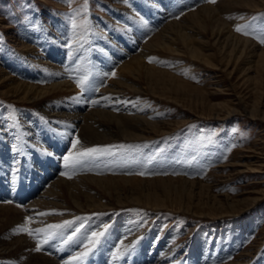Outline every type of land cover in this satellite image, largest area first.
<instances>
[{
	"label": "rangeland",
	"instance_id": "obj_1",
	"mask_svg": "<svg viewBox=\"0 0 264 264\" xmlns=\"http://www.w3.org/2000/svg\"><path fill=\"white\" fill-rule=\"evenodd\" d=\"M148 1L150 0H127V2L125 0H86L85 3V0H0V43H3L0 46L2 48L0 53L6 55L7 59L6 61L0 56L2 62H0V66H5L4 70H7V74H16L15 71L10 70L11 66H7L6 63L12 59L11 62L22 63L21 66L24 67L22 70H29L35 74L34 77L38 83L43 82V79L48 77L51 72L53 73L54 69L46 67V65H36L31 60L33 54H28L21 46V40L26 43L31 41L37 46L36 39L39 38L43 43L40 46L45 48V56L53 58L52 61L55 63L59 62L68 79L73 78L76 81L75 79L87 76L89 85V83H93V77L97 74V66L98 68L109 66V72H104L108 75L107 78L99 82V85L106 84L107 79L112 76L111 74L115 73L116 66L114 67V65L119 60L118 57L114 60L111 56L123 54L125 56L124 50H131L138 43V37L141 36V39L146 40L150 33L156 28H160L167 19L179 18L188 12L186 10L196 8L201 3H209V0H153L166 14L157 12L154 15L153 4L147 3ZM257 1L260 4L255 8L238 5L231 9L230 12L234 10L233 12L236 13L233 16L241 15V12L244 11L242 15L244 18H241L242 23L236 20L237 24L234 29L238 25H250L258 32L264 31V0ZM220 2L221 0H215L210 3L220 5ZM74 13L77 14L75 16L77 23L75 31L70 20ZM160 14L164 15L161 17ZM58 17L59 20L55 25V20ZM85 20L87 25L81 27L82 21ZM22 27L25 30H22ZM44 27L49 32L42 30ZM31 30L37 31L40 36L35 39ZM20 31L26 35L32 34L34 38L29 36L30 40L21 39ZM133 33H138L139 36L134 38ZM241 35L260 43L259 39L253 35ZM58 38L64 40L65 48L60 47ZM218 43L211 41L206 46L207 52L213 53L210 58L211 63L188 55L167 54L164 51H156L155 57L150 56L159 65L162 63L163 67L180 66L181 68L178 67V70L175 69L177 70L175 75L180 78L178 80L181 82L176 80L165 88H158L155 91L143 89L138 92L135 99L138 104L136 108L139 106L140 112L146 111L147 114L155 113L153 119L157 120L155 124H148L143 130L140 129L148 136L134 140L112 141L107 145L111 147L110 154L83 161L91 163L94 167L103 165L107 170L103 168L102 174H109L107 173L109 168L113 175L126 174L129 172L126 169H129L131 170L129 174L144 173L142 176L149 177L156 175L178 177L180 175L200 180L202 183L186 182L183 185L176 183L170 193L165 194L158 191L154 194L159 196L160 204L154 205V207L136 203L119 205V209L113 208L107 213L106 210L83 211L72 217H63V219L47 220L45 218L46 222L38 224L37 228H46L48 225H65V222H70V224L60 228L61 231L58 229L57 234L46 244L43 243V233L35 239L31 237L36 246L39 240L42 251L52 256L59 252L64 258L71 251L73 257L86 251L87 244L91 251L82 264H120L112 259L116 249L111 251L110 245L105 252L100 246V241L94 247L91 244L88 245L91 238H88L83 246L78 245L77 236L73 232L78 231L81 225L76 228L74 226L78 217L85 215L91 217L94 213H97L94 215L95 217L102 218L111 215L106 220L107 226L104 224V230L105 227H108V223L121 215L123 209L130 206L131 210L138 209L142 218L141 227L137 229V235L141 237L137 236L139 240L133 242L137 244V247H135L136 244L135 246H133L134 244L129 245V247L133 246L131 247L133 255H137L138 244L141 245L143 239L146 240L145 236L151 230L158 236L159 243L163 245L162 251L159 250L160 247L157 251L164 253L163 256L169 253L172 258H175L173 260L176 263L189 264L193 261L196 264L194 260L201 261L203 253L206 252V260L215 255L217 261H213V264L222 262L264 264V63L258 61L252 51L244 53L236 62L237 59L235 58L233 61L232 58V62L227 64L226 53L220 51ZM124 44H127V48ZM108 56L111 57V60L107 58ZM161 56H163L162 59ZM184 60L185 62H183ZM181 63H185L182 65L183 67ZM3 83L4 81L0 80V133L2 134L6 124L11 123L12 127H7L8 129L3 134L7 133L6 135H8L7 131H9L12 134L13 143L21 145L20 152L28 153L31 156L30 160L25 163L27 165H24L28 172L22 175L21 180L28 179L29 175L32 176L34 169L39 172L33 176L40 177L47 172V167L52 164V155L56 154L57 148H64L62 145L65 141L54 128L55 125L58 126L54 120H61L51 119L48 113L39 109L38 103L20 99L17 92L8 89ZM90 89L87 86L82 92L78 88V95L84 94ZM65 100L67 99L58 101L60 108L66 107ZM71 100L68 99V101ZM91 101L94 100L86 99L84 103L87 102L88 106H96ZM120 101L124 102L125 99ZM125 102H128L129 105L134 103L130 100ZM128 103H124V105L128 106ZM34 124H38L40 127L39 136L45 139L44 144H37L36 140L31 137V131L37 129ZM93 147L106 149L104 144L97 143L75 151ZM153 150L154 153L149 155L148 152ZM118 155L120 159L117 157ZM25 156L21 155V158L29 159ZM150 156L153 160L149 161L148 166L143 167L144 171L139 169L138 165L134 166V162L141 157L146 159ZM171 159L174 161L172 162ZM153 161H157L159 164L154 166ZM11 162L9 163L11 167L7 170H1L0 162V180L2 175H4L3 179L10 178L11 184L5 186L10 189L11 193L14 191L11 195H0V204L18 203L21 206L30 203L39 196L37 192L41 193L42 188L48 186L45 184L54 173L50 174L47 179H43L42 185L35 182L38 181L36 178L27 181L32 185L33 183L37 184L38 187L36 185L33 189L34 192L27 197L28 199L21 200L15 195L19 188L17 186H20V183H17L20 178L15 175V171L12 172L16 168V160L13 159ZM160 163L164 165H160ZM17 165L19 164L17 163ZM54 165L57 166L55 170H52L57 173L55 176L62 178H69V176L72 178L90 171L82 165L66 168L63 160ZM253 167L259 170H251ZM63 173H67V175ZM0 185L4 186L1 183ZM11 185H15V187ZM47 210V214L44 216L58 214L55 212L57 211L55 208ZM10 227L11 225L0 227V241L14 238L15 232H13V227ZM64 228L70 230L66 232ZM98 230L99 227L96 231ZM103 230L100 229L99 233H102ZM243 251L249 253L244 256V261L236 263L239 261V253ZM13 252L14 250L1 254L0 264H17L14 261L15 253ZM61 256L57 255L59 258H62ZM73 257L66 262L80 264ZM66 262L62 263L66 264Z\"/></svg>",
	"mask_w": 264,
	"mask_h": 264
},
{
	"label": "bare ground",
	"instance_id": "obj_2",
	"mask_svg": "<svg viewBox=\"0 0 264 264\" xmlns=\"http://www.w3.org/2000/svg\"><path fill=\"white\" fill-rule=\"evenodd\" d=\"M147 3L153 4L152 12L154 15L157 12H162L165 14V11L163 12L160 10L158 6L159 4L157 5L153 0H150ZM259 4L260 3L257 0H221L220 5H214V3L210 2L201 3L196 8L186 10L188 12L179 18H166L167 20L165 22H163L164 20L161 18L163 20V25L160 26V28H156L154 31H152L146 40L144 38L141 39V36L138 37V33H133V37L135 38L137 36V40L139 41H137L138 43L134 45L131 50H124L126 53L125 56H123L124 54L115 57L111 56L114 60H116L117 57L119 59L117 60L116 65H114V67L116 66L115 76L108 78L106 84L102 83L99 85V82H101L102 79L107 78L108 75L104 74V72H109V66H105L104 68H98L97 66L98 71L96 72V76L94 75L93 77V83H89L88 85V87L91 89L80 95H78L79 91L77 90L78 87L76 82L73 80V78L68 79L66 77L62 65H60L59 62L55 63L52 61L53 58L51 59L49 56H45V48L40 46L43 43L41 40H39V38L36 39V37L40 36V33H37L35 30H31L30 32L35 35L38 47L32 44L31 41L26 43L22 40L21 46L27 51L28 54H33V56H31V60H33L36 65H46V67H52V69H54L53 73L51 72L48 77L43 79V82L38 83L37 79L34 77L35 74H32V72L29 70H22V68L24 69V67L21 66L22 63H14L11 62L12 59H10L9 62H6L7 66H11L10 70L15 71L16 74H7V70H4L5 66L1 65L0 80L4 81L3 85L8 89H13L15 92H17L20 99L35 104L38 103L39 109L48 113V115L51 116V119L61 120L62 123L61 121L54 120V122L58 124V126L55 125L54 128L57 134L62 135L63 141L65 142H63V145L61 144L64 148H57V151L55 152L56 154L52 155L53 162L49 165V167H47V172L44 175H40V177H34L33 174H38L39 172L38 170L35 171L34 169L32 176L29 175L28 179L24 178V180H21L22 175L28 172V169L24 167V165H27L25 163L30 160L31 156H29L28 153L22 154L20 151L15 150V148L20 149L22 147L17 143H13L11 140L12 134L9 131H7L8 135H6L7 133L5 135L3 134L5 130L12 127L11 123L6 124L4 131H2V134L0 133V144L2 145L0 148V162L2 165L1 170L9 169V167H11L9 163H12L11 160H16V168L12 170V172L15 171V175L20 178V180L17 182L20 183V186H17L19 188L16 191L17 193H15L17 198L24 200L34 192L33 189L37 184L34 185L32 182V185L31 182L27 183V181H32L34 178H36L38 181H35L36 179L34 181L41 184L43 179L50 177V174L54 173V175L49 178L47 181L48 183L45 184V186H48L42 188L43 190H41V193L37 192L39 193V196H37L32 202L25 203L21 206L20 204L18 205V203H1L0 227L11 225V227H13V232H15L14 230L17 229L18 226L26 223V217L32 218V221L28 226L35 229L37 228L38 224L46 222L44 221L45 218H47V220L58 218L63 219V217H72L76 213L83 211L99 212L106 210L105 212L107 213L108 210L113 208L116 210L119 209V205H133L136 203H142L146 206L148 205V207L149 205H153L154 207V205L158 206L160 204L159 196L154 193L158 191L165 194L170 193L175 187L176 183H182V185L186 182L192 184L195 182L202 183L200 180L197 181V179H190L187 176L185 177L180 175L178 177L175 176V178L170 175H156L149 177L136 173L129 174L131 173V170L129 169H126V171H129L126 172V174L113 175L111 174V169L109 168L107 171L109 174H102L103 168L107 170L103 165L94 167L91 165V163L85 162H82L80 165L84 166L90 171L86 172L85 174H79L72 178H62L60 176H55L57 173L52 170L57 168V166L54 164L60 162V160H63V157L66 156L69 150L72 152L84 147H91V145L101 143L104 144L106 149H109L111 152V147H108L107 145L111 144L112 141L117 142L121 141L122 139L134 140L148 136L141 132L140 129L143 130L148 124H155L157 120L153 119V115L155 113L152 112L147 114L146 111L140 112L139 106L136 108V105L138 104L135 99L138 92L143 89L155 91L158 88H165L166 86L170 85V83H174L176 80L180 79L175 75V71L177 72L178 67L181 68L180 66L166 68L163 67L164 65L161 66L162 63L159 65V63L154 61L150 62V56L155 57L156 51H164L167 52V54L169 53L172 55H188L196 59H201L207 63H211L210 58L212 57L213 53L207 52L206 46H208L211 41L214 43H218L219 41L218 44L219 49H221L220 51L226 53L225 58L228 60L227 64L232 58L233 61L236 58V62L238 61V58H240L244 53L252 51H254L258 61L264 63V44L262 45L261 43H257L246 36H242L234 29L235 24H237L236 20L241 22L244 11L241 12V15L237 14L236 16H233L236 14L233 12L234 10L230 12L233 7L238 5L255 8L259 6ZM164 14H160V16L162 17ZM58 20L59 17L55 20V25L57 24ZM45 29L46 28L44 27L42 30ZM22 30H25V28L22 27ZM64 34L63 36H65ZM20 35L21 39L23 38L30 40L31 37H33L32 34L26 35L21 31ZM57 41H59L61 44V48H65L66 43H64L62 38H58ZM107 41L109 42V40ZM2 45L3 43H0V46ZM124 45H126L127 48V44ZM1 49L2 48L0 47V50ZM1 53V58L7 61L5 58L6 55ZM127 55L129 56L126 57ZM111 57L109 58L108 56L107 58L111 60ZM162 57L163 56H161V59ZM97 62H99L98 59ZM183 62H185V60ZM183 64L181 63V66ZM143 83L145 84L143 85ZM90 98L94 101H98V103H95L96 106H88L87 102L84 103L86 99ZM64 99H67L65 100L66 107L60 108V103L58 101ZM68 99L72 100L68 101ZM122 99H125V101L130 100L131 102L134 101V103L132 102V105H129L128 102L120 101ZM55 103L56 107L54 108ZM124 103H128V106H125ZM34 126L37 129L36 131H31V137L36 140L37 144H44L45 139L39 136L40 127L38 124H34ZM30 127L32 128L31 125ZM77 139L80 141V143L77 145L76 149H73L72 145ZM153 153L154 150L148 152L149 155H152ZM21 155H26L29 157V159H24V161L21 158ZM117 157H119V155ZM152 160L153 159H151V156L146 159L145 157H141L139 160L134 162V166L136 167L138 165L140 167L138 168L144 171L145 168L143 167L148 166L149 161ZM171 161L173 162L174 160L171 159ZM17 163L19 165H17ZM152 163L154 166L159 164L157 161H153ZM7 164H9V166H6ZM160 165L164 164L160 163ZM251 170L257 171L259 169L253 167ZM3 177L4 175L1 176L2 179L0 180V183L4 185H0V195H11L14 191L11 193L10 189L5 186L7 184H11V181H9L10 178L3 179ZM15 185L11 186L15 187ZM30 198L32 199V197ZM51 208H55V210L57 209L55 212H58V216L55 214L54 216L41 215V213H47V209ZM129 208L130 206L123 209L121 215L108 223V227H105L104 230V224H106V220L110 218L111 215L102 218L100 216L95 217L94 215L97 213H94V215L91 217H88L87 215L78 217L74 228L80 225L81 228H79V230L75 233L73 232V234L77 236V240L79 242L78 245L83 246L88 238L94 239L95 237H93V233H99L100 229H102L103 235L99 237V241L101 242L100 246L103 247L102 249L104 252L108 250L107 248L109 245L111 246V251H113L115 248L116 252L114 251L115 253L112 256V259L116 260L120 264H181V262L176 263L173 260L175 258H172L168 252V255L165 256H163L164 253L162 254V252H158L160 249L162 251L163 245L159 243L158 236L151 230L145 236L146 240L142 238L143 241L141 242V245L138 244L139 248L137 251L135 250L137 255L132 254L131 247L135 246L136 244L133 242H137L139 240L138 237L140 235H137V229L141 227L142 218L138 209L131 210ZM98 227L99 230L96 231ZM69 230L70 229L67 228L66 232ZM130 244L134 245L129 247ZM36 247L37 246L32 238L26 233L17 234L15 232L14 238L12 240L0 241V255L14 250V261L17 264H64L62 262H66V260L73 257L71 250V252H69L70 254L63 258L61 256L62 254L59 252H56L57 254L55 256H52L42 250L37 252L35 251ZM135 247H137V244ZM158 247L160 248L157 251ZM126 248L128 249V252L125 251ZM248 253L249 252L247 251L239 253V261L236 263H241L244 261V256ZM57 255L61 256L63 259L57 257ZM205 258L206 252L203 253V258L201 261H194L196 264H213V261H217L215 255L210 256L207 260ZM127 261L129 262L127 263ZM183 263L184 262H182V264ZM234 263L235 262H222L219 264ZM189 264L195 263L192 261L189 262Z\"/></svg>",
	"mask_w": 264,
	"mask_h": 264
},
{
	"label": "snow or ice",
	"instance_id": "obj_3",
	"mask_svg": "<svg viewBox=\"0 0 264 264\" xmlns=\"http://www.w3.org/2000/svg\"><path fill=\"white\" fill-rule=\"evenodd\" d=\"M125 2H127V0H125ZM209 2H215V0H209ZM86 3V0H85ZM77 14L74 13L72 17H70L71 23H72V28L75 31V29L77 28V23H76V19L75 16ZM87 25V21H82V24L80 25L81 27H84ZM237 32L243 34V35H253L255 38L259 39V42L261 44H264V31H257V29L253 28L250 25H246V26H237L235 29ZM69 47H71V45H69ZM154 60V58H150V62H152ZM112 76H115V73L111 74ZM76 84L77 87L81 89V91L83 92L86 87L88 86V77L87 76H83L79 79H76ZM91 103L95 104L98 103V101H91ZM80 143V141L77 139L75 141V143H73L72 148L76 149L77 145ZM17 151H20L19 148H17ZM50 154V153H49ZM110 154V150L109 149H104V148H99V147H93V148H86V149H82L80 151H72L69 152L66 156L63 157V161H64V165L66 168L71 167V168H75L77 165L82 164L83 161L90 159V158H95V157H99V156H103V155H108ZM65 175H67V173H63ZM141 175H143L144 173H140ZM69 178H71L69 176ZM47 213H41V215H46ZM26 223L22 224L20 226L17 227V229H15L14 231L17 234L20 233H26L28 236L33 237L34 239L41 233H43V243H48V241L50 239H52L56 234H57V230L66 226L68 223L70 222H65V225H48L46 228H37V229H32L30 228L28 225L31 223L32 218L31 217H26L25 218ZM103 235V233H93V237H95L94 239H91L89 241V244H91L93 247L99 243V237ZM86 247V251L79 253L77 256L73 257L74 260H77L80 262V264H82L83 260L87 257V255L89 254V252L91 251V248H88L87 245ZM42 250V245L40 244V241H37V247L35 248V251L39 252ZM128 249L126 248L125 251H127ZM119 251V249H118ZM66 264H71V261L66 262Z\"/></svg>",
	"mask_w": 264,
	"mask_h": 264
}]
</instances>
